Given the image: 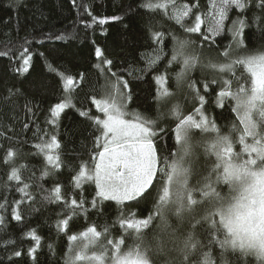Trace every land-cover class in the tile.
I'll return each instance as SVG.
<instances>
[{
  "label": "snow or ice",
  "instance_id": "6c2138e0",
  "mask_svg": "<svg viewBox=\"0 0 264 264\" xmlns=\"http://www.w3.org/2000/svg\"><path fill=\"white\" fill-rule=\"evenodd\" d=\"M140 8L161 17L158 28L148 29L151 53L141 55L146 61L144 73L153 74L160 86L153 96L154 113L130 108L135 93L129 81L119 70L113 71L114 61L96 47L94 67L109 79L105 94L91 101L103 117L79 111L92 121L96 133L90 161L76 170L69 194L59 181L51 190L37 186L44 201L58 205L57 235L69 242L63 264H250L249 257L264 264V45L250 48L245 33L255 25L258 38L264 39V0H206V4L143 0L136 8L130 4L127 12L135 14ZM234 9L240 10L235 18ZM88 15L92 24L100 25L122 19ZM205 49L215 51L219 59H205ZM20 55L23 65L17 71L27 73L32 54L25 48ZM47 67L58 76L65 94L49 107L52 118L46 121L59 128L61 114L75 107L71 94L82 88L84 77L58 72L51 64ZM196 70L202 73L199 79L192 75ZM170 81L171 90L164 87ZM15 95L23 93L10 92ZM207 97H212L215 107L235 114L227 125L217 124L216 118L206 114ZM188 105L191 113L185 112ZM23 129L30 130L27 123ZM35 147L34 154L39 155L61 149V144L54 133L50 141ZM18 159L13 148L3 157L9 167L7 179L17 182L21 196L12 202L0 196V231L7 228L3 212L10 204H15L12 219L21 223L20 206L36 202L29 191L32 185L22 179L26 166L18 165ZM46 160L51 169L46 165L42 178L56 179L65 166L61 155L47 154ZM85 181L94 184L91 199L84 194ZM0 187L7 190L8 186ZM109 201L116 203L115 220L109 223L105 218L99 227L92 221L78 233L72 232V224L81 217L87 222L92 215L104 216ZM25 235L35 241L26 255L36 264L41 237L35 229ZM48 248L55 254L54 244ZM22 255L13 249L8 259Z\"/></svg>",
  "mask_w": 264,
  "mask_h": 264
},
{
  "label": "trees",
  "instance_id": "16d2710c",
  "mask_svg": "<svg viewBox=\"0 0 264 264\" xmlns=\"http://www.w3.org/2000/svg\"><path fill=\"white\" fill-rule=\"evenodd\" d=\"M143 0H0V185L7 184V190L0 187V196H7L10 202L20 199L21 194L16 191V181H9V167L5 165L3 157L9 148L19 153L18 165H25L22 179L32 185L29 191L36 197L33 204L27 201L20 208L24 214V221L16 222L11 217V207L3 212L7 218V228L0 231V264H32L26 255L35 241L25 235L30 229H35L41 237V247L37 251L36 264H63V256L67 252L68 241L63 235H57L56 223L59 211L58 205L49 204L43 200L44 193L38 185L51 190L55 183L62 182L65 194L72 189V177L79 170L82 162L90 161L95 136L92 121L81 117L80 110L89 111L92 117L100 116L92 99H100L106 92L108 77L98 73L94 67L98 63L95 49L99 47L104 57L114 61L113 71L119 70L123 79L129 81L130 89L135 93L131 109L140 112L154 113L156 105L153 100L156 89L153 74H145L146 61L142 54L151 53L148 47V29L159 27L160 16H152L147 9H137L135 14L127 12L131 4L136 8ZM206 4V0H201ZM239 9H234L233 18ZM98 18L120 16L121 20L109 21L104 25L92 24L88 13ZM251 17L252 12L247 14ZM91 24V27L85 25ZM245 33L250 37L248 46L257 48L264 45V39L258 38L256 26L246 28ZM57 36L63 39H56ZM219 39V38H218ZM42 41V43H41ZM227 44L228 40L225 39ZM27 48L32 54V60L27 73L17 71L23 65L20 54ZM171 45H169V49ZM43 53L44 56L39 54ZM27 55V54H25ZM205 59H219L215 51L204 50ZM51 64L58 72L77 76L83 74L82 88L71 94L74 108L66 109L59 118V128L46 123L51 119L49 107L64 98L61 82L55 73L48 69ZM194 78H201L200 70L193 72ZM205 76L214 73H203ZM141 77V79H134ZM172 82L168 87L171 90ZM216 88L215 85L212 86ZM17 89L23 95L10 96V92ZM218 91V89H217ZM207 113L216 118L219 125H227L234 113L227 109H220L213 105L212 97H207ZM29 108L32 109L29 112ZM191 113V105L185 108ZM223 112V118L220 114ZM27 123L30 130H24ZM167 126V124L165 125ZM40 130V131H38ZM48 133L47 136L44 134ZM57 134L61 149H52L46 153L35 155L38 149L35 145L50 141L52 134ZM7 136L9 139H5ZM172 141H169L171 147ZM85 145L87 147H85ZM60 154L64 167L57 171L56 179L51 176H41L47 165L46 155ZM89 163V167H90ZM51 169V165H47ZM69 167L73 171H69ZM22 186V185H21ZM84 194L91 199L94 195V184L83 182ZM79 191V190H75ZM2 202V201H0ZM33 209H39L34 211ZM105 215L97 219L90 216L86 222L81 217L72 224V232L78 233L89 223L95 221L97 226L107 221L111 223L117 217V207L114 201L105 202ZM127 214V213H125ZM13 240L15 244H5L4 241ZM55 245V254L49 252L48 245ZM13 249L20 250L25 255L13 257L9 260ZM250 264H257L255 257H249Z\"/></svg>",
  "mask_w": 264,
  "mask_h": 264
},
{
  "label": "rangeland",
  "instance_id": "374dc122",
  "mask_svg": "<svg viewBox=\"0 0 264 264\" xmlns=\"http://www.w3.org/2000/svg\"><path fill=\"white\" fill-rule=\"evenodd\" d=\"M107 90V89H106ZM102 117H103V114H102ZM197 119H199V117L197 116L196 117ZM194 131H196V132H199V130H194ZM199 137H197V139H198Z\"/></svg>",
  "mask_w": 264,
  "mask_h": 264
}]
</instances>
